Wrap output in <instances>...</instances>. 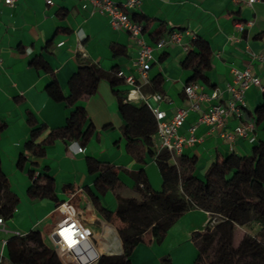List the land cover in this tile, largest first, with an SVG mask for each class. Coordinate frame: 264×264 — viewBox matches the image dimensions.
<instances>
[{
  "label": "crops",
  "instance_id": "crops-1",
  "mask_svg": "<svg viewBox=\"0 0 264 264\" xmlns=\"http://www.w3.org/2000/svg\"><path fill=\"white\" fill-rule=\"evenodd\" d=\"M50 1L16 0L13 6L0 3V120L5 122L0 132V166L9 189L19 199L13 215L4 219L6 231L0 230V264H16L12 232L23 234L37 228L46 240L45 232L55 223L59 212L55 207L61 200L72 197L79 207L90 206L92 212L104 219L93 205L88 189L109 210H113L116 193L137 196L130 171L143 169L151 188H162L157 164L146 146L138 141L133 146L134 152L127 149V139L123 134L125 122L119 104L125 103L133 110L142 101L127 99L131 86L123 79L111 84L103 76L92 94L77 101L93 125L84 145L56 138L46 144L42 156L34 157L25 151L24 142L32 128L27 122L28 113L38 124L46 125L39 137L43 139L49 129L65 124L71 109L67 103L55 101L46 93L45 86L51 80L57 81L66 96L69 94L70 76L80 65L89 63L97 64L107 73L116 71L121 78L131 74L138 79L134 64L137 43L127 31L111 27L108 18L99 13L89 0ZM246 1L139 0L134 9L128 10L129 16L145 23L143 37L148 43L165 37L173 29L189 31V34L183 33L180 44H167L153 50L155 61L151 63L148 74L150 78L156 75L161 78L158 89L167 96V100L160 102L159 107L166 116L189 104L190 99L183 89L192 72L183 66V62L193 36L205 40L210 50L209 65L203 70L204 78L193 80L201 86L197 92L208 95L213 90L218 91L214 99L201 98V108L206 109L215 102H226L230 97L227 85L231 83L233 69L249 68L264 83V0H255L251 4ZM237 20L251 21V24L237 31L234 28ZM36 57L42 58L50 70L31 64ZM143 91L150 92L148 87ZM244 99L246 105L241 117L230 114L222 128L198 124L195 129L197 140L183 148L181 154L194 159L193 173L198 178L203 179L212 162L230 153L247 155L255 143L264 139V116L256 117V109L264 104V93L250 86L244 91ZM197 116V111H189L179 132L188 136ZM246 121L254 124L253 140L241 136L229 140L220 136L221 130L230 132L239 122ZM154 144L162 148L157 133ZM77 146H81L82 151H78ZM21 152L28 158L19 167L17 161ZM87 157L117 168L120 184L116 189H108L103 194L95 190L94 181L99 171L88 170ZM30 169L42 177H52L57 201L29 197ZM44 181L42 178L41 182ZM215 222L207 211L190 208L178 216L161 241H157L150 231L145 232L143 240L133 247L130 262L167 264L164 259L169 258L171 264H192L198 254L192 240L193 232L202 233L207 224L214 225ZM260 230L261 224L257 221L245 224V233L256 235ZM236 234L234 241L238 243L242 233L238 237ZM113 246L111 251L104 252H120L119 239L113 241ZM105 248L104 243H100L99 250Z\"/></svg>",
  "mask_w": 264,
  "mask_h": 264
},
{
  "label": "trees",
  "instance_id": "trees-1",
  "mask_svg": "<svg viewBox=\"0 0 264 264\" xmlns=\"http://www.w3.org/2000/svg\"><path fill=\"white\" fill-rule=\"evenodd\" d=\"M131 19L142 24L141 19ZM195 48V49H194ZM210 50L205 40L193 36L191 48L187 50L183 66L190 68L194 79H203V70L209 65ZM36 68L50 70L46 62L36 57L31 61ZM107 77L111 84L124 80L116 71L105 72L97 64L80 65L68 80L69 94L63 95L55 79L46 86V93L55 101H63L71 106L63 126L49 129L46 137L39 139L46 129L38 124L35 117L27 114V122L32 127L29 138L24 142V149L34 157L42 156L47 143L56 138L64 141H76L84 145L93 125L88 119L84 107L77 101L85 95L92 94L101 77ZM161 78H150V92H159ZM119 111L124 119L123 134L127 139V149L134 152V144L140 141L146 146L148 154L157 164L162 188L154 190L143 169L130 171L135 181L137 196L115 194L116 205L109 210L100 198L90 189L92 203L111 223L121 242L119 253H103L98 264H131L130 254L133 247L143 240L144 233L150 231L157 241H161L168 228L178 216L190 208L207 211L216 222L207 224L204 232H193L192 240L198 254L192 264H264V139L254 144L247 155L230 153L221 160L212 162L204 172L203 179L193 173L194 159L178 155L171 162V154L154 144L156 121L152 111L143 102L130 110L125 103L119 104ZM257 119L264 116V104L257 109ZM5 122L0 120V132ZM28 155L21 152L17 166L21 167ZM90 172L99 171L94 181L95 190L103 194L108 189H116L120 184L117 168L108 163H101L93 157H87ZM31 184L27 194L32 199L50 198L57 201L53 190L52 177H42L34 169L28 171ZM44 178L45 181L41 182ZM173 185L172 187H170ZM18 197L9 189V183L0 166V216L9 219L13 215ZM63 201V200H61ZM59 201L58 203H60ZM57 203V204H58ZM251 221L261 224L256 235L243 233L237 245L232 243L237 225L242 226ZM16 249V264H61L56 252L47 243L41 231L32 228L26 233L13 236ZM107 247L106 243H104ZM167 264L170 259H164Z\"/></svg>",
  "mask_w": 264,
  "mask_h": 264
},
{
  "label": "built area",
  "instance_id": "built-area-1",
  "mask_svg": "<svg viewBox=\"0 0 264 264\" xmlns=\"http://www.w3.org/2000/svg\"><path fill=\"white\" fill-rule=\"evenodd\" d=\"M16 0H0L6 6H13ZM95 9L105 15L111 27L127 31L137 43V53L134 64L137 68L138 79L129 74L124 76V81L131 86L127 99L141 100L152 111L156 121V133L160 140V146L171 154V159L181 154L185 146L192 145L196 140L195 129L198 124L204 123L211 127L222 128L225 119L234 114L241 117L242 110L246 105L244 91L250 86L257 87L264 93V83L261 79L251 73L249 68L233 69L231 83L227 85L230 97L225 103L215 102L206 109L201 108L199 100L203 97L208 99L216 98L218 91L213 90L210 94L197 92L201 87L196 81L185 83L184 93L190 99L185 107H178L175 112L166 116L159 103L167 100V96L161 92H144L143 87L150 83L148 70L151 63L155 61L153 50L161 48L167 44H180L183 33L189 31L173 29L165 37L157 39L154 43H148L143 37L142 24L131 19L128 10L134 9L139 0H89ZM255 0H247L251 4ZM50 3V0H46ZM251 21H235L234 28L242 31ZM187 50L186 46H183ZM189 111H197L196 122L190 127L188 136L179 132ZM254 124L252 121L239 122L232 131H220V136L224 139H233L241 136L253 140L252 132ZM78 151H82L81 146H77ZM58 210L55 223L45 232V237L51 247L56 252L61 264H93L97 262L105 250L113 249V241L119 239L115 228L106 220L98 217L92 212L91 207H79L72 199H67L58 203L55 207ZM213 225V223H211ZM0 230L6 231L4 218L0 216ZM20 235L19 231L12 232ZM120 240V239H119ZM4 242V241H3ZM100 243H106L107 247L99 250ZM121 244V242H120ZM121 251V250H120ZM113 253V252H111ZM119 253V252H117Z\"/></svg>",
  "mask_w": 264,
  "mask_h": 264
},
{
  "label": "rangeland",
  "instance_id": "rangeland-1",
  "mask_svg": "<svg viewBox=\"0 0 264 264\" xmlns=\"http://www.w3.org/2000/svg\"><path fill=\"white\" fill-rule=\"evenodd\" d=\"M155 166H156V164H155ZM156 168H157V166H156ZM157 171H159L158 168H157ZM160 188H161V185H160ZM18 205H21V203L19 202ZM237 226L235 227V230H234V234L237 233L236 237L239 236V233H242V235H243V233H245V225H242V226L237 225ZM234 234H233L232 243H233L234 246H236L237 242L234 241ZM46 241H47L48 244H50L47 239H46Z\"/></svg>",
  "mask_w": 264,
  "mask_h": 264
}]
</instances>
